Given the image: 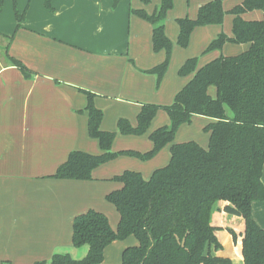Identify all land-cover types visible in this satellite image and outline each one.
I'll return each instance as SVG.
<instances>
[{
  "label": "crops",
  "instance_id": "crops-1",
  "mask_svg": "<svg viewBox=\"0 0 264 264\" xmlns=\"http://www.w3.org/2000/svg\"><path fill=\"white\" fill-rule=\"evenodd\" d=\"M241 2L223 0L222 8L229 12ZM157 4L120 0L114 7L112 0H52L49 11L44 0L4 1L0 12V264H33L48 261L55 253L83 258L87 247L75 249L71 244L74 218L94 210L116 231L119 215L105 196L122 185L112 178L128 170L148 180L170 160L168 145L145 164L130 162L126 156L102 164L89 181L49 178L71 151L101 153L98 142L88 136L86 112L79 113L86 106V96L78 89L95 95L94 106L103 114L100 129L116 133L112 152L136 147L135 151L145 153L152 148L149 134L161 126H152L146 139L130 138L117 135V121L126 119L135 125L141 105H171L194 75L176 76L188 59L196 58L199 69L219 56H236L248 48L227 43L221 50L204 53L220 33L233 36L234 17L228 14L221 25L196 27L188 46L180 48L176 21L195 19L203 2L173 0L164 24L172 44L170 61L156 88V77L144 72L161 64L165 52H153L150 25L130 10L150 14ZM15 12L24 14L20 22ZM241 18L258 21L262 13L252 11ZM12 36L7 53L31 72L27 78L4 58ZM209 94L214 96L213 88ZM192 120L205 126L213 122L203 116ZM168 124L169 119L163 126ZM174 143L182 141L174 139ZM153 161L158 164L152 168L148 165ZM261 180L264 185V165ZM226 205L218 202L211 211L210 224L222 246L214 254L231 264H243L244 220L225 213ZM251 215L264 229V201L252 203ZM228 230L236 233L235 243ZM136 245L133 236L114 241L104 249L103 264H120L123 251Z\"/></svg>",
  "mask_w": 264,
  "mask_h": 264
},
{
  "label": "trees",
  "instance_id": "trees-1",
  "mask_svg": "<svg viewBox=\"0 0 264 264\" xmlns=\"http://www.w3.org/2000/svg\"><path fill=\"white\" fill-rule=\"evenodd\" d=\"M5 0H0V12ZM16 0H13L15 3ZM120 0H112L115 7ZM143 5L158 1L152 13L130 10V14L148 23L152 29L154 53L165 52L161 64L144 73L156 77V88L168 68L172 44L164 32L167 13L173 0H139ZM190 1V0H187ZM203 2L195 19H177V45L188 46L196 27L221 25L225 15H232L231 38L220 33L204 53L221 50L229 43L248 45L236 56H219L199 69L197 59H188L178 70L189 82L175 95L171 105L160 107L143 104L136 116V125L126 119L117 121L119 134L139 136L147 132L159 109L168 116L169 125L162 126L148 136L150 151L139 153L124 150L114 153L111 146L114 132L102 131V112L94 106L95 95L78 89L86 96V106L79 113L87 114V133L98 142L101 153L91 155L71 151L66 160L49 178L57 180H91L92 171L118 156L150 160L169 145L168 164L155 170L148 180L138 172L124 171L112 178L121 188L109 192L106 202L119 215L116 231L100 212L88 210L76 216L72 223L73 248L87 247L86 255L73 259L68 254L55 253L48 261L33 264H103L104 249L114 241L133 236L138 245L126 248L120 264H231L227 258L214 253L222 249L210 224L211 211L224 202V212L241 217L245 229L242 235L243 264H264V229L252 219L253 202L264 201L262 168L264 165V0H242L229 12L222 8L223 0ZM52 0H44V8L51 11ZM258 11V21H244L242 14ZM18 22L24 18L15 12ZM19 26V25H18ZM18 26L16 28H18ZM4 48V58L24 77L31 72ZM214 89V96L209 89ZM194 116L212 119L205 127L209 134L207 149L193 141L174 143L180 126L190 124ZM233 242L237 235L228 230Z\"/></svg>",
  "mask_w": 264,
  "mask_h": 264
},
{
  "label": "rangeland",
  "instance_id": "rangeland-1",
  "mask_svg": "<svg viewBox=\"0 0 264 264\" xmlns=\"http://www.w3.org/2000/svg\"><path fill=\"white\" fill-rule=\"evenodd\" d=\"M176 76H179L176 72ZM180 77V76H179ZM157 106V105H156ZM166 106H169V105H163V106H160V107H166ZM164 120V121H163ZM167 113L163 110V109H159L154 118L152 119L151 123H150V126H149V129L147 130V132H145L144 134L142 135H139V136H132V135H127V136H124V135H121V134H117V135H121L123 137H130V138H144L146 139L147 136H148V132L150 130H152V126L154 127L156 124H159L158 126H163L165 125V123H167ZM128 121V120H127ZM129 122V121H128ZM130 123V122H129ZM131 124V123H130ZM136 125V123H135ZM135 125H132V126H135ZM169 125V124H168ZM205 122L201 121V120H191V123L190 124H186V125H182L179 127V129L177 130L176 134H175V140H178V141H182L183 142H189V141H193L197 144H199L200 146H204V147H208V133L205 131ZM118 132V131H117ZM115 136H116V133H115ZM115 138V137H114ZM125 139V138H124ZM131 141V140H130ZM114 142V140H113ZM131 146V145H130ZM112 147V146H111ZM132 148L134 151L135 150H138L136 147H130ZM132 151V150H131ZM137 152V151H135ZM160 152V151H159ZM158 152V153H159ZM117 153V152H116ZM140 153V152H139ZM157 153V154H158ZM118 157H121V156H118ZM116 157V158H118ZM125 157V156H124ZM127 158H129L130 162H134V163H142V164H145L147 162H149L150 160H146V161H142L140 159H137V158H134V157H129V156H126ZM115 158V159H116ZM113 159V160H115ZM112 160V161H113ZM158 163H156V161H153L152 163H150L148 166L152 167L154 165H156Z\"/></svg>",
  "mask_w": 264,
  "mask_h": 264
}]
</instances>
